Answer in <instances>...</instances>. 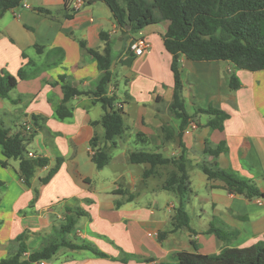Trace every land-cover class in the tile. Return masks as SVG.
<instances>
[{"label": "crops", "instance_id": "1", "mask_svg": "<svg viewBox=\"0 0 264 264\" xmlns=\"http://www.w3.org/2000/svg\"><path fill=\"white\" fill-rule=\"evenodd\" d=\"M73 1L22 0L18 8L0 19V71L14 77L22 71L25 76L17 81L7 99L0 98V124L13 136L23 132L24 124L32 128L36 123L39 129L26 151L34 158L47 160L44 167L35 169L28 187L19 176L18 161L10 160L2 166L5 158L0 146V261L15 253L8 245L20 235L25 236L27 247L24 259L31 252L41 251L44 238L64 222L66 209L76 208L85 215L79 217L72 241L89 242L108 258L62 248L50 260L40 262L160 264L174 253H193L191 241L197 244L200 254H219L226 243L205 233L216 221L235 232L229 247L264 245V198L250 200L230 194L222 182L209 181L198 168L206 142L213 146L224 143L225 153L206 160L252 180L264 195V70L248 72L236 70L224 61L193 62L181 57L182 97L189 116L181 133V148V120L169 108L173 96L172 56L162 41L168 22L152 24L132 36L116 26L101 1L84 0L77 12L72 9ZM38 9L49 14L39 13ZM102 34L110 43L111 56L118 53L116 60L112 57L111 81L117 65L122 66L124 91L119 93L117 83L110 81L107 95L121 109L127 129L117 148L110 152L106 167H112V174L107 179L101 175L105 168L97 170L93 164L94 150L89 145L93 137L98 139L99 147L104 145L100 124L104 112L90 94L100 72L82 48L84 45L103 53L106 43ZM136 38H144L150 48L126 66L122 61L130 41ZM230 74L239 81L236 91L228 88ZM60 78L78 92L89 93L74 96L66 103L71 116L64 120L55 113L63 100ZM196 103L228 115L221 131L208 127L211 116L197 114ZM137 133L145 136L148 152L176 157L184 151L192 190L188 206L198 209L193 211V221L189 216L193 235L183 229L170 232L177 203L160 210L159 185L151 183V178L143 182L141 175L120 170L128 163L130 143H135ZM57 159L62 160L57 172L42 184L40 180ZM124 190L134 193L135 199L122 202L120 192ZM144 199H149L145 205L141 204ZM116 202H122L119 208ZM159 234H165L161 243ZM138 258L154 261L144 263Z\"/></svg>", "mask_w": 264, "mask_h": 264}, {"label": "trees", "instance_id": "2", "mask_svg": "<svg viewBox=\"0 0 264 264\" xmlns=\"http://www.w3.org/2000/svg\"><path fill=\"white\" fill-rule=\"evenodd\" d=\"M101 1L110 10L116 26L135 35L152 24L168 22V27L162 37L165 50L172 56L171 73L173 77V96L170 103V111L181 120L178 134L179 146L183 148L181 133L188 121V114L184 108L182 97V81L180 77L179 59L193 62L224 61L231 64L236 70L257 72L264 70V0H91ZM22 0H0V19L8 12L18 8ZM39 13L48 15L44 9H38ZM101 39L105 41L103 53L96 50L82 48L96 62L100 77L95 90L90 93L100 104L104 114L100 121L104 129L102 147L98 146V139L90 140V147L94 150L91 160L97 170L104 169L110 162V152L117 148L120 140L127 129L122 119V111L114 106L115 99L107 95L108 85L111 81V46L105 35ZM134 59L131 52L122 63L128 66ZM20 71L17 77L11 76L5 71H0V98L7 99L16 88L17 81L24 78ZM62 83L63 100L56 108V117L64 120L71 116L66 108V103L74 96L82 94L73 88L65 79L60 78ZM240 87L235 74H230L228 88L236 91ZM109 109V111L107 110ZM197 114L211 116L208 127L211 130H222L223 122L228 115L213 107L195 109ZM39 126L35 123L29 131L23 129L22 133L9 135V130L0 124V146L5 161H18V172L23 183L30 186V181L36 168L44 167L46 159L27 157L26 146L38 131ZM164 130V128L162 129ZM136 144L147 145L143 134L134 135ZM224 143L216 146L206 142L202 153L203 160L198 168L209 181H220L227 192L243 196L246 199L264 198L256 184L252 180L244 179L229 170L220 169L216 163L208 162V157H217L225 153ZM61 159H57L54 167L46 177L40 180L46 184L57 172ZM128 163L131 165H146L141 174L142 181L149 178H162L160 190L172 194L176 199V207L172 216V228L170 232L187 230L192 235L194 231L190 227V218L186 207L190 203L192 190L188 176L189 162L182 151L176 157H164L160 153L146 150L132 151L128 155ZM0 186L2 184L0 183ZM36 194V191H35ZM122 202H131L135 194L126 190L121 191ZM87 202V201H86ZM122 202H116L119 208ZM85 212L76 209H66L64 222L52 229V232L44 238V247L39 252H31L27 258L23 254L27 252L24 244V235L18 236L8 245L9 249H15V253L0 261V264H33L40 261L50 260L56 253L64 248L71 251H89L93 255L106 258L107 256L84 242L76 244L71 240L79 217ZM206 234H212L216 239L224 241V247L219 254L203 255L197 252L198 247L194 241L191 245L193 253L178 252L169 256L168 260L160 264H264V245L261 243L245 248H232L228 244L235 237V232L227 228L221 222L210 224ZM165 234L158 235L161 243ZM108 258V257H107ZM140 262H152V258H138ZM126 263V261H122Z\"/></svg>", "mask_w": 264, "mask_h": 264}, {"label": "rangeland", "instance_id": "3", "mask_svg": "<svg viewBox=\"0 0 264 264\" xmlns=\"http://www.w3.org/2000/svg\"><path fill=\"white\" fill-rule=\"evenodd\" d=\"M117 52H114L112 54V57L114 58V60L117 59ZM129 66V65H128ZM121 69H122V66L120 64L117 65V68H116V75L113 76L112 78V84H115L117 83V87H119V93H122L124 91V78L122 77L121 75ZM197 108H201L199 107V105L196 103L194 105V110L197 109ZM204 109V108H202ZM190 111V110H189ZM130 146H131V151H139V150H146V147L142 146L141 144H135V143H130ZM144 167H147L146 165H131L129 163H127L125 166H121V171H127V172H130L133 174V176H138V175H141L143 170H144ZM112 167L111 166H108V167H105L103 173H101V175L103 176L102 178H109L110 175L112 174ZM150 182L153 183L155 186L157 185H161L162 183V179H155V178H151L150 179ZM127 187V186H126ZM157 197H158V208L160 210H164V208L167 207V205H170V204H176V201H175V197L170 194V193H167V192H164V191H160L157 193ZM149 200V199H148ZM147 199H144L141 204L145 205L148 201ZM187 213L188 215L190 216V218H192V221H193V218H194V212L193 211H197L198 209H194V207L192 208L190 205L187 207ZM66 214V213H65ZM79 220V218H78ZM77 220V221H78ZM71 240H72V237H70ZM86 244H90L89 242H84Z\"/></svg>", "mask_w": 264, "mask_h": 264}, {"label": "built area", "instance_id": "4", "mask_svg": "<svg viewBox=\"0 0 264 264\" xmlns=\"http://www.w3.org/2000/svg\"><path fill=\"white\" fill-rule=\"evenodd\" d=\"M84 4V0H74L72 2V9L74 12H77L81 9ZM24 8L29 9L28 6H24ZM150 44L144 38H136L130 41L128 51L133 54L134 57L142 56L147 50H149ZM25 131H29L31 126L28 124L23 125ZM27 157L34 158L33 154L27 153ZM40 264H44L40 262Z\"/></svg>", "mask_w": 264, "mask_h": 264}, {"label": "water", "instance_id": "5", "mask_svg": "<svg viewBox=\"0 0 264 264\" xmlns=\"http://www.w3.org/2000/svg\"><path fill=\"white\" fill-rule=\"evenodd\" d=\"M107 110L109 111V109L107 108Z\"/></svg>", "mask_w": 264, "mask_h": 264}]
</instances>
